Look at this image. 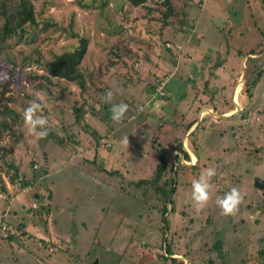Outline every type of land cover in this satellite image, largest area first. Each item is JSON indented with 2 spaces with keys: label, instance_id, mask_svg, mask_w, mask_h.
Returning a JSON list of instances; mask_svg holds the SVG:
<instances>
[{
  "label": "rangeland",
  "instance_id": "rangeland-1",
  "mask_svg": "<svg viewBox=\"0 0 264 264\" xmlns=\"http://www.w3.org/2000/svg\"><path fill=\"white\" fill-rule=\"evenodd\" d=\"M31 1L40 11L37 24L26 23L21 37L9 38L0 47V74H9L0 88L5 89L8 106L18 115L12 128L0 132V146L11 148L0 159V214L8 223L27 226L23 233L11 227V242L0 240V264H92L95 260L96 264H167L158 258L163 243H169L171 257L184 264H220L210 252L218 238L229 264H264L263 0H206L198 15L193 14V7L186 9L185 32L172 26L160 39L158 26L148 21L150 15L141 7H129L126 0ZM101 1H105L102 6ZM174 12L179 15V6ZM43 21L47 24L42 28ZM187 25L194 26L193 30ZM196 31L201 38H195ZM79 37L87 40L78 67L85 78V92L80 94L73 82L59 77L49 83L33 78L43 73L34 60L73 50ZM162 38L171 42L174 61ZM147 39L155 40L157 46L147 44ZM125 47L136 53L135 62L127 61L133 64L132 81L122 68L119 50ZM250 49L255 55L246 54ZM110 63L115 65L107 66ZM150 69L152 73L147 72ZM257 70L259 80L247 94ZM153 74L166 78L165 98L156 97L154 91L143 96L141 88L153 85ZM105 83L114 94L113 103L125 98L140 111L124 126L115 122L112 133L106 132L105 124L99 127L100 135L109 134L96 140L81 123L73 122L70 107L79 105L80 97L86 98L84 121L98 128L94 119L99 117L88 107L92 100L95 110L103 103L97 86ZM39 93L46 94L41 103L49 134L33 144L22 113ZM232 101L235 108L229 113ZM191 119L197 121L185 132L184 124ZM116 135L128 136V147ZM154 138L162 147L179 138L188 160L175 150L170 158L178 155L183 164L202 156L197 168L179 167L172 176L175 211H167L164 232L156 193L146 185H128V181L154 173L158 161L151 148ZM78 145H87L88 151L80 152ZM95 145L105 156L92 163ZM7 162L32 185L21 188L19 182L11 183ZM210 167L216 170L211 199L205 209L197 211L191 202L192 181ZM167 176L165 171L162 180ZM254 177L262 182L260 188L254 185ZM233 186L239 188L243 200L234 214L223 216L215 201ZM31 203L35 209L47 203L49 212L43 209L41 219H34L21 207L29 208ZM166 207L170 209V205ZM27 249L39 250L40 258L35 260Z\"/></svg>",
  "mask_w": 264,
  "mask_h": 264
},
{
  "label": "trees",
  "instance_id": "trees-1",
  "mask_svg": "<svg viewBox=\"0 0 264 264\" xmlns=\"http://www.w3.org/2000/svg\"><path fill=\"white\" fill-rule=\"evenodd\" d=\"M127 3L129 4V7H141L142 9H144L145 11V15L148 16L150 15V19L148 20L151 23V26H158V38L160 39L164 33L165 30H170V27L172 26H176L179 28L180 32H185L184 29H186V26L184 24V20L187 18L188 15H186V9L189 7H193L194 11L193 14L198 15V13L200 12V8L202 6V4H204V2L206 0H126ZM264 2V0H263ZM152 3L155 4V7L152 6ZM103 4H105V1H101L100 5L102 6ZM159 5V6H158ZM179 6L180 9V13L179 15H175L173 13H175V8H177ZM40 13V11H36L33 3L31 0H0V47L2 45V42H5L7 39L12 38L14 36L17 37H21L22 34L24 33V26L26 25V23L29 24H37L36 22L38 21L36 18V16ZM153 14V15H151ZM45 19H49L47 17H45ZM178 19H181L178 23H176V21ZM50 20V19H49ZM193 21V20H192ZM46 21L42 22V28L46 25ZM177 24V25H176ZM185 27V28H184ZM194 26H189L187 25V28H189L190 30H193ZM162 40H166L165 45L167 47L166 51L168 52V54L170 55V57H172V61H174L173 56H174V52L173 50H169V42L167 39H163ZM263 42H264V36H263ZM155 40H146V43L149 45H153L154 47L157 46L156 42L154 43ZM171 43V42H170ZM6 45V44H5ZM7 46V45H6ZM86 48H87V40L84 37H79L77 39V46L68 52H61V53H54L52 55L51 58L49 59H42L40 58L39 60H34V64H38V67H40L43 71V73L41 74H35L34 77L33 75H30L31 77H33L34 79H44L47 83L50 82L51 78L54 77H59L61 79H64L66 81H70L73 82L80 94H82L83 92H85V89L87 88V86L85 85V78L83 77L82 73L78 70V67L80 65V62L83 59V56L86 53ZM177 49V48H176ZM121 52L120 57L122 56L123 59V65L122 68L125 69V74L128 75L127 79H129V81H132L133 75H131L130 73L133 71V64L131 63L130 66V62H135L134 60H136V53L135 52H131L128 48H121L119 50ZM179 53L182 54V52L178 51ZM247 55H253L255 54V52H253L252 49H250L248 52H246ZM117 55V54H116ZM249 58V57H248ZM161 59V58H160ZM116 60V58H115ZM128 60H130V62H127ZM162 60V59H161ZM8 63L10 65H13L12 61L8 60ZM148 63V62H147ZM172 63V62H171ZM117 64V63H116ZM115 64L110 63L107 66H113ZM158 67V63H153L152 67ZM152 69V68H151ZM148 71V73H152V71ZM140 74H142L143 70L139 69ZM259 70L256 71V78L252 81V83L249 85V89H247V94H250V89H252L256 83L255 80H257L259 78ZM145 73V72H144ZM143 73V77L144 74ZM118 74V73H117ZM157 77L156 74H153V85L150 86V88H141L143 96H148L149 94H151V92L154 91V94L156 97H166L165 92V86H166V78L163 79H159V77H157V79H155ZM90 79V77L88 78ZM259 80V79H258ZM144 81V80H143ZM118 83H120L121 85H124L125 83L123 81H118ZM144 83V82H143ZM39 86L42 85L41 82L37 83ZM147 84V83H146ZM90 85L92 86L93 83L91 82ZM106 83L102 84L101 86H97V91H98V96L103 95V97L105 96V91L109 90L108 89V85H107V89H106ZM203 86L206 87L207 86V82L203 83ZM157 88H160V92L156 91ZM4 88H0V132L5 131V129H9L12 128L14 126V124H16V120H17V113L11 109L8 106L9 103V98L4 96ZM204 93V92H203ZM81 98V103L79 105H72L70 108L72 115H73V119H74V123H81V127L84 131H91V135L94 136V138L96 140L100 139V138H106V135H100L98 133V131H96L93 127L90 126L89 123L84 121L83 115L84 113H87V105H86V98L80 97ZM143 97H141L142 99ZM151 101V100H148ZM126 103L128 105V111L125 115V118L122 122H120V126H124L126 125V123L128 121H131L132 116L135 114L134 112H138L140 111V108H137L136 106H134L131 102H127L125 98H122V100H120L119 102H115V103ZM92 103H96L94 100L91 101L90 106L88 109L91 111V113H94L95 116L99 117L98 120H100L101 123L105 124V128L107 129L106 132L112 133L114 132V130H116V125L115 122L111 119V104L110 103H106L103 100V103L100 104L98 109H92ZM113 103V102H112ZM144 107V106H143ZM102 110V112H101ZM230 110V109H229ZM228 110V111H229ZM103 111L105 113H103ZM212 111V110H211ZM216 111V110H214ZM99 112L102 113V116H99ZM217 112V111H216ZM147 115V114H146ZM103 122H102V121ZM146 121V119H143V121ZM142 121V122H143ZM194 121H190L188 123L185 124V132L189 129V127L192 125ZM177 123V122H176ZM200 126V124L196 126V130L197 128ZM195 130V131H196ZM195 131L194 129L190 132L192 139L194 138L195 135ZM117 137H119L120 139H123L126 135H116ZM16 138H18V136H15ZM114 138V137H113ZM156 138V137H155ZM152 139L153 144H151V148H152V152L155 151V153L157 154V163L155 165L154 168V173L145 179H138L136 181H128V185H131L132 188L134 187H139V186H143L146 185L147 187L151 188L155 193H156V198L157 201H159L160 203V215H161V222H162V231L165 229H167V219L165 218V215L167 213V211L170 212H174L175 210L173 209V201H172V194L175 192L176 186H175V182H174V178L172 176L176 175L177 169L179 167H181L182 169H186V168H190L195 169L197 168V163L200 162L202 156L197 155V159H195V162L192 164H183L179 161V157L178 155H174V157L171 159L170 158V153L172 151H178L181 154V157L183 160H188V154L187 152H185L182 148H181V144H180V140L179 138H175L174 142L171 143L169 146L167 147H162L160 146L159 143L156 144V139ZM111 141V140H110ZM109 145L111 146V143L109 142ZM96 145L92 148V150L96 149ZM0 152L2 153L0 156V159L3 158L5 156L6 153H11V148H3L0 146ZM94 156V161L91 159V162L94 163L96 156L95 154ZM192 160V157H190ZM32 165V162H31ZM5 167H6V171L9 172L11 171V173L9 172L7 175L9 176L10 182H19L20 186L19 187H26L28 185H32L31 183H28L27 181H24L23 177L20 176L18 174V168L13 165V163L11 162H7L5 163ZM165 171H167L168 176L166 177V179L162 180L164 178V174ZM117 171H113L112 173L108 171V173L111 174H115ZM170 172H171V177H170ZM183 174H185L184 172H182ZM160 180H162V182H160ZM3 187H1L2 189ZM263 190V188H262ZM166 204L170 205V209H168L166 207ZM41 207H39L38 209L35 207H29V208H25L24 211L28 212L30 214L31 217H33L34 219H41V212L43 211V209H46L47 212L49 209V206L47 204L45 205H40ZM37 207V206H36ZM25 223L20 222L18 223L17 226L13 225L12 223H8L7 221L4 220L3 215L0 214V232L4 233L1 234L0 233V240H5L6 242H11L14 238H13V234H12V228L18 229L20 231V233L25 232L24 228H25ZM47 230V228H46ZM163 231V232H164ZM29 254L33 255V258L35 260H38L40 258V253H38L39 250H37V252H35L32 249H27ZM210 250V249H209ZM161 251L158 255V258L161 260V262H166L167 264H184L182 259H175L174 257H171L172 255V250L170 248L169 243H163V246L161 247ZM210 252L212 254H214L216 256V258L218 259L220 264H229L224 252L222 250V240L221 239H217L211 247ZM209 252V253H210ZM43 255V254H42ZM190 264H195V263H190Z\"/></svg>",
  "mask_w": 264,
  "mask_h": 264
},
{
  "label": "clouds",
  "instance_id": "clouds-1",
  "mask_svg": "<svg viewBox=\"0 0 264 264\" xmlns=\"http://www.w3.org/2000/svg\"><path fill=\"white\" fill-rule=\"evenodd\" d=\"M8 79L9 74L7 72H3L2 74H0V84L7 82ZM113 95L114 94L111 90L107 91L104 96V101L111 104V119L114 122L120 123L125 118V115L128 111V105L123 102L112 103ZM45 98L46 94H37L31 101H29L28 106L23 110L22 113L24 126L28 134L32 137L30 142L33 144H37L40 140L45 139L49 134V121L43 115L44 106L41 103V101L45 100ZM123 143L128 147V136L123 138ZM215 176L216 170L210 167L205 169L197 179H194L192 181L191 202L193 207L197 211H202L207 207L211 199V180ZM242 200L243 196L241 194V191L239 190V188L233 186L228 192L223 195V197H218L215 203L220 209L221 214L223 216H228L234 214L238 210L240 204L242 203Z\"/></svg>",
  "mask_w": 264,
  "mask_h": 264
},
{
  "label": "crops",
  "instance_id": "crops-1",
  "mask_svg": "<svg viewBox=\"0 0 264 264\" xmlns=\"http://www.w3.org/2000/svg\"><path fill=\"white\" fill-rule=\"evenodd\" d=\"M202 7V6H201ZM197 34V35H196ZM196 34H195V38H201L202 37V34L200 33V32H198V31H196ZM178 49L179 48V46L177 45V46H175V49ZM236 52V51H235ZM246 55V54H245ZM255 55V54H254ZM245 57H247V56H245ZM245 57H243V59L245 58ZM243 59H242V61H243ZM220 61V60H219ZM159 61H157V59H156V63H158ZM238 85V84H237ZM238 89V86H235V88H234V90H233V95H234V98L236 97L237 98V95H236V93H237V90ZM233 100V99H232ZM232 104H233V107H232V110H230L229 111V113L232 111L233 112V110H234V108H235V104H234V101H232ZM212 112V111H211ZM223 113H227V112H223ZM222 113V114H223ZM212 114V113H211ZM211 114H209V115H211ZM220 115V114H219ZM212 116V115H211ZM198 117V116H197ZM94 121L99 125L98 126V128H96V126H94L93 125V123H92V125H90L91 127H93L95 130H99V127H101V126H103L104 124L103 123H100V120H98V119H94ZM141 121H143V119L141 120ZM191 121H194L193 123H192V125L189 127V129L187 130V131H189V130H191V128L194 126V124L196 123V121L197 120H194V119H191ZM86 122V121H85ZM190 122V121H189ZM88 123V122H87ZM188 123V122H187ZM90 124V123H89ZM181 125H182V123H180ZM186 124V123H185ZM184 124V125H185ZM186 131V132H187ZM109 134V133H108ZM108 134H107V136H108ZM111 135V134H110ZM126 137V136H125ZM102 139V138H101ZM100 139V140H101ZM110 141V140H109ZM86 144H88V143H86ZM78 147H79V150H81L80 152H87L88 151V146L86 145V147H83V146H81L80 147V145H78ZM90 149H91V146L89 147ZM100 150H101V148H99V147H96V149L95 150H91L92 152H93V155L95 154V156H96V158L97 159H102V157L103 156H105L104 155V153H101L100 152ZM77 150H74V152H76ZM112 155V154H111ZM193 155V154H192ZM191 156V155H190ZM45 171H46V167H45V169H44ZM32 198H34V199H36V197L35 196H33ZM45 204H47V203H45ZM48 205V204H47ZM22 207V209L24 210L25 209V205H22L21 206ZM24 207V208H23ZM26 228H27V226H25V228H24V231L26 230Z\"/></svg>",
  "mask_w": 264,
  "mask_h": 264
},
{
  "label": "water",
  "instance_id": "water-1",
  "mask_svg": "<svg viewBox=\"0 0 264 264\" xmlns=\"http://www.w3.org/2000/svg\"><path fill=\"white\" fill-rule=\"evenodd\" d=\"M253 182H254V185H256V186L259 187V188L262 186V182H261L260 179L257 178V177H254ZM92 264H96V260H95Z\"/></svg>",
  "mask_w": 264,
  "mask_h": 264
},
{
  "label": "built area",
  "instance_id": "built-area-1",
  "mask_svg": "<svg viewBox=\"0 0 264 264\" xmlns=\"http://www.w3.org/2000/svg\"><path fill=\"white\" fill-rule=\"evenodd\" d=\"M156 91H158L159 93H161V92H160V88H157ZM107 145H108V144H107ZM31 166H32L33 169H37V165H36V164H32ZM30 206H31V207H35V204H34V203H31Z\"/></svg>",
  "mask_w": 264,
  "mask_h": 264
},
{
  "label": "bare ground",
  "instance_id": "bare-ground-1",
  "mask_svg": "<svg viewBox=\"0 0 264 264\" xmlns=\"http://www.w3.org/2000/svg\"><path fill=\"white\" fill-rule=\"evenodd\" d=\"M191 157H192V159H193V155L191 154Z\"/></svg>",
  "mask_w": 264,
  "mask_h": 264
}]
</instances>
